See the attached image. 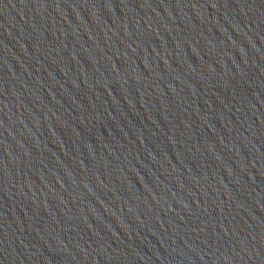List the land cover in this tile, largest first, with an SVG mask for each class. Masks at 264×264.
<instances>
[{
  "label": "water",
  "instance_id": "water-1",
  "mask_svg": "<svg viewBox=\"0 0 264 264\" xmlns=\"http://www.w3.org/2000/svg\"><path fill=\"white\" fill-rule=\"evenodd\" d=\"M0 264H264V0H0Z\"/></svg>",
  "mask_w": 264,
  "mask_h": 264
}]
</instances>
